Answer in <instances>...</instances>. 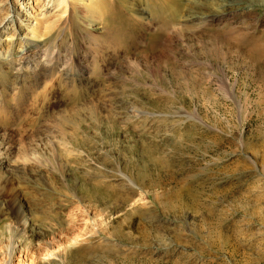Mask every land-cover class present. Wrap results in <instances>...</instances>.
I'll use <instances>...</instances> for the list:
<instances>
[{"label":"rangeland","instance_id":"374dc122","mask_svg":"<svg viewBox=\"0 0 264 264\" xmlns=\"http://www.w3.org/2000/svg\"><path fill=\"white\" fill-rule=\"evenodd\" d=\"M174 7L99 0L101 25L75 15L48 42L87 66L80 87L0 86V264H264V33ZM91 104L112 130L51 132L94 120Z\"/></svg>","mask_w":264,"mask_h":264},{"label":"bare ground","instance_id":"6f19581e","mask_svg":"<svg viewBox=\"0 0 264 264\" xmlns=\"http://www.w3.org/2000/svg\"><path fill=\"white\" fill-rule=\"evenodd\" d=\"M20 1L14 0L13 3L9 4L8 0H0L1 90L5 91L4 86L7 83L21 76H23L21 78L23 82L24 80L33 78V82L36 85L41 84L45 80L42 77L50 78L54 76L58 80L56 76H59L60 80L62 77L65 79V86L72 88V90L77 89L78 86L80 87L81 85L78 82L84 79L82 76L88 70L87 66H81L77 61L72 62L71 60V63L68 61L61 65L62 56L59 52V45L54 43L50 46L48 42L58 24L61 23V31L67 29L72 22H76L74 20L75 15L85 25H101V18H99L98 12L92 11L91 8L99 0H32L35 5L28 3L29 0H27V8L23 3L19 4ZM170 1L175 5V15H180L182 7L178 3V0ZM79 5L80 16L77 13L78 11L75 12ZM262 14H264V0H191L184 9V16H180L184 22L197 23L198 26H206L212 23H226L225 27H231V21H233L246 30L259 28V31L264 33V19L260 20ZM9 30L11 32L8 34L7 31ZM232 30L237 29L233 28ZM178 34L185 35L182 31ZM2 36L5 37L4 41L6 43L4 53L1 50L4 42ZM132 65H134L132 67L136 68L137 63L135 64L134 61ZM73 73L80 74L81 78L76 79ZM60 80L59 82H62ZM60 84H54L49 79L45 83V86L53 88L55 85ZM222 85H225V83ZM44 95V93H33L32 100L37 101L39 98H43L44 100ZM90 106V108H87L94 120H53V124L51 122L52 125H49V128L52 129L51 132L56 135L65 136L68 133L66 131L68 124L72 125V130H78L83 128L84 123H91L92 121L95 122V127L98 129L102 121L112 130L116 125L112 118L104 114L97 105L91 104ZM127 113H130L135 118L139 114H143L142 116L150 118V121H153V118H160L161 120L158 121L163 122L162 119L164 117V115L161 116L143 111L135 104L132 105L130 111L128 110ZM170 114L174 118L181 117L178 110H174ZM190 117L195 118L193 116ZM190 117L187 116V118ZM174 124H177V121ZM13 206H16L15 209L18 215L24 214L22 204L16 203ZM20 229L24 231V226L21 225Z\"/></svg>","mask_w":264,"mask_h":264}]
</instances>
